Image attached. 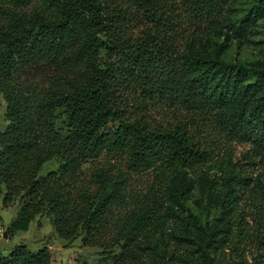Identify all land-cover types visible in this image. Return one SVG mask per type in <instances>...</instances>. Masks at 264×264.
<instances>
[{
    "label": "trees",
    "instance_id": "trees-1",
    "mask_svg": "<svg viewBox=\"0 0 264 264\" xmlns=\"http://www.w3.org/2000/svg\"><path fill=\"white\" fill-rule=\"evenodd\" d=\"M32 1L0 7V95L8 122L0 132V195L3 208L19 205L7 235L47 217L64 240L81 236L108 256L118 246L113 264H176L177 241L188 240L191 226L176 209L192 191L186 171L210 153L182 124L144 121L147 106L201 113L248 145L249 156L264 157V64L227 63L202 50V33L221 28L232 0H43L45 9H21ZM262 18L264 0H255L230 29L246 38ZM137 27L139 37L131 32ZM180 38L185 51L177 49ZM131 98L144 103L136 107L141 117L132 118ZM54 158L58 168L43 175ZM221 163L227 191L220 217L197 249L186 247L184 264H201L209 248L224 252L246 241L230 225L238 210L235 187L248 177L232 155ZM149 170L158 171L157 187L144 195L129 190L132 173ZM174 217L177 227L170 225ZM52 263L47 245L33 251L19 244L0 258V264Z\"/></svg>",
    "mask_w": 264,
    "mask_h": 264
},
{
    "label": "rangeland",
    "instance_id": "rangeland-1",
    "mask_svg": "<svg viewBox=\"0 0 264 264\" xmlns=\"http://www.w3.org/2000/svg\"><path fill=\"white\" fill-rule=\"evenodd\" d=\"M254 1L232 0L224 11L225 20L222 21L221 28L213 33H207V31L202 33L203 52L212 57L219 55L220 59L227 63L264 64V18L258 21L251 35L246 38L237 37L230 29V25L244 16ZM43 4V0H33L30 5L21 9L33 12L40 8L45 9ZM14 6L13 0H0L2 9H12ZM1 20L3 18L0 19V22ZM185 28L182 24L179 30L186 33ZM142 30V27H137L131 29V32L135 37H139L142 35ZM178 40L177 49L185 51L188 48L186 40L181 38ZM130 102L129 112L133 116L132 118L134 119L136 115L141 117L142 113H139L136 107L138 103H141V106L144 103L142 104L139 99L135 98ZM6 108V101L0 95V132L4 131L8 124L5 119ZM144 114V121L150 125L160 124L170 127L182 124L186 126L195 135V141L200 144V147L207 149L210 153L206 162L196 164L186 171L185 181L192 184V191L182 206L176 207V209L191 223V226L187 227L190 233L184 236L188 240L177 241L181 248L175 255L176 264H184L185 256H187L186 247H189L190 250H192L191 248L197 249L196 244L203 241L205 230L220 217L224 193L227 191V183L221 172V162L229 155H232L234 160H240L238 169L245 172L244 174L248 177L246 186L235 187V193L238 196V210L232 215L230 226L235 236L242 232L247 238L246 241L239 240L240 242L230 243L224 252L213 251L209 248L202 255L200 263L264 264V157L249 156L247 154L250 149L248 145L231 140L225 133L216 129L213 120L188 108L169 109L167 105L155 108L149 104L144 110ZM63 125V119H60L57 126L63 129ZM63 132H66V129ZM100 161L104 162L105 157L93 162V165H97ZM59 163V159L54 158L46 163L41 173L46 175L48 172L56 170ZM122 165L125 167L124 164ZM91 166L89 163L84 168L88 171ZM157 173L154 170L132 173L129 190L144 195L151 188L157 187L159 181ZM18 208V202L9 208H3L2 195H0V258L7 256L19 244H26L33 251L39 250L45 245L49 246L53 258L52 264H113L110 255L120 251L118 246H112L108 256L99 247L84 245L81 236L73 241L64 240L55 231L50 220L40 216L31 223L28 232H18L5 238L4 234L15 219ZM118 218L119 213L116 216V219ZM177 223H179L178 217H174L170 221L172 227H177ZM173 243L172 240L169 245L175 247ZM179 255L183 256L182 259ZM193 255L197 258L200 252L198 253L196 250ZM144 259L146 260V257Z\"/></svg>",
    "mask_w": 264,
    "mask_h": 264
},
{
    "label": "water",
    "instance_id": "water-1",
    "mask_svg": "<svg viewBox=\"0 0 264 264\" xmlns=\"http://www.w3.org/2000/svg\"><path fill=\"white\" fill-rule=\"evenodd\" d=\"M4 237H5V238H7V237H8L7 233H5V234H4Z\"/></svg>",
    "mask_w": 264,
    "mask_h": 264
},
{
    "label": "built area",
    "instance_id": "built-area-1",
    "mask_svg": "<svg viewBox=\"0 0 264 264\" xmlns=\"http://www.w3.org/2000/svg\"><path fill=\"white\" fill-rule=\"evenodd\" d=\"M0 232H1V227H0Z\"/></svg>",
    "mask_w": 264,
    "mask_h": 264
}]
</instances>
